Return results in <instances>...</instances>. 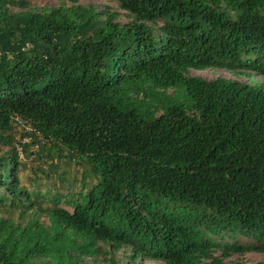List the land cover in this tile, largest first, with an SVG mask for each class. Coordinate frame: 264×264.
I'll return each mask as SVG.
<instances>
[{
	"label": "trees",
	"instance_id": "16d2710c",
	"mask_svg": "<svg viewBox=\"0 0 264 264\" xmlns=\"http://www.w3.org/2000/svg\"><path fill=\"white\" fill-rule=\"evenodd\" d=\"M116 3L124 25L90 6L0 0V141L18 117L51 142L48 156L89 168L62 195L22 185L18 155L0 152V264L264 254V82L253 80L264 78V0ZM211 68L252 84L190 74ZM145 80L184 87L191 110L139 113Z\"/></svg>",
	"mask_w": 264,
	"mask_h": 264
},
{
	"label": "rangeland",
	"instance_id": "374dc122",
	"mask_svg": "<svg viewBox=\"0 0 264 264\" xmlns=\"http://www.w3.org/2000/svg\"><path fill=\"white\" fill-rule=\"evenodd\" d=\"M29 7L33 10L58 8L61 6H90L96 12L109 11L118 16L116 22L124 25L129 22L128 15L118 9L116 0H26ZM11 13H18L20 10L9 7ZM193 76H201L207 81L222 77L240 84L252 83L245 74L219 70L211 68L205 71L191 70ZM255 82H264V78L253 77ZM145 96H133L132 106L139 113H150L151 118L162 114L169 106L182 105L185 110H191L192 101L187 96L184 87L166 88L155 87L150 80H145L141 84ZM33 127L25 120L16 117L12 121V129L4 134V140L0 141V152H15L21 163L20 178L22 185H40L45 189L53 184L59 189V194L65 195L70 192H77L81 189L82 173L88 171L87 164L75 155L69 156V153H62L63 156L47 155L51 148V142L44 139L41 135L35 134ZM34 134V135H33ZM49 177L47 179L46 177ZM64 207V204H60ZM41 222H47L45 215H40ZM122 252L116 255V261H119ZM222 264H264V254L246 253L243 255L231 254L227 257H221L220 253L214 255ZM97 264H107L104 257H99ZM143 264H162L156 261H145Z\"/></svg>",
	"mask_w": 264,
	"mask_h": 264
}]
</instances>
